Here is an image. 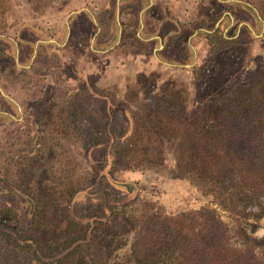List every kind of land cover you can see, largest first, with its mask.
<instances>
[{"label": "trees", "instance_id": "obj_1", "mask_svg": "<svg viewBox=\"0 0 264 264\" xmlns=\"http://www.w3.org/2000/svg\"><path fill=\"white\" fill-rule=\"evenodd\" d=\"M23 1L37 12L69 2ZM250 1L228 5L244 7L256 23L262 21L264 12L259 17ZM10 6L0 0L2 37ZM141 8L133 12L132 36H126L129 25L121 23L116 47L129 51L127 41L133 40L130 52H135L136 43L145 42L136 33ZM168 12L164 6L155 23ZM88 17L94 31L106 24ZM203 17V22L175 21L179 32L163 49L172 55L168 45L179 37L177 49L193 62L187 37L193 29H207L192 39L194 47L203 42L209 52L191 70L197 95L192 108L180 91L134 99L131 105L132 99H112L88 78L61 98L27 102L23 122L0 138V264H264V236L255 234L264 218V69L245 71L250 54L245 48L252 42L247 23L240 25L227 13L214 28L218 17ZM118 29L114 21L105 46L114 44ZM0 119L6 123L11 117ZM62 140L80 143L90 173L71 166L78 153L63 147ZM168 153L171 172L189 181L204 204L167 213L139 198L137 181L115 178L121 169L159 172Z\"/></svg>", "mask_w": 264, "mask_h": 264}, {"label": "rangeland", "instance_id": "obj_2", "mask_svg": "<svg viewBox=\"0 0 264 264\" xmlns=\"http://www.w3.org/2000/svg\"><path fill=\"white\" fill-rule=\"evenodd\" d=\"M8 1L11 6L7 27L2 34L5 37L0 36V117L9 115L11 119L6 120V123L0 119V138L13 126L23 122V108L31 99H49L51 95L61 98L67 89L82 87L87 78L97 88L114 97L112 99H132L128 101L131 105L136 103L134 99L162 98L167 91H180L189 108H192L197 101V95L192 87L191 70L209 53L203 42L196 45V60L190 62L180 51V47H176L179 37L171 39L172 44L168 46L172 55L167 56L178 59L180 64L158 61L153 54V47L156 45L153 41L137 42L134 46L135 52H130L133 40L127 41L129 51L116 47L117 44L105 52L102 50L108 46H97V49L96 46L92 47L91 41L96 34L101 41L109 37L114 21L120 25H129L132 32L128 31L126 36H132L135 31L132 26L135 23L133 12L139 9V5L142 10L150 2L153 3L152 11L141 18L139 15L138 22L146 19L153 25V18L162 15L161 11L166 6L168 11L177 14V20L182 23L195 18V14L224 18L227 13L231 18L240 19V25L247 23L251 29L252 42L251 46L247 45L245 48L246 52H250L244 61L245 71L250 72L257 66L264 69V51L261 48L264 19L257 24L254 16L248 15L244 7L231 8L228 5L229 0H222L220 3L216 0H69L63 8H58L57 4L43 12L33 10L23 0ZM251 1L257 4L255 8L260 17L259 11L264 12V0ZM114 5L115 16L111 18ZM84 10L87 13L82 15ZM97 12L99 14H95ZM89 14L93 15L97 25L96 18L106 24H102L99 31L98 27L94 31L89 22ZM164 23L161 22L158 29L162 35L172 28ZM232 25L229 23L227 28ZM136 31L138 34L139 29ZM12 40L14 44L11 43ZM49 42L53 44L50 49L47 45ZM146 45L150 47L149 51ZM58 64L61 67L52 70ZM62 73L64 77H60ZM53 81L57 82V86L51 88ZM61 142L71 153H78L76 164L71 166H76L79 172L88 171L87 160L78 152L80 143L72 140ZM165 165L159 172L141 173L139 170L121 169L114 172V175L118 180L137 181L139 198L160 204L167 213L197 208L206 202L189 181L178 179L171 172V153H168ZM88 172H91L90 169ZM255 234L264 236V218L259 221Z\"/></svg>", "mask_w": 264, "mask_h": 264}, {"label": "crops", "instance_id": "obj_3", "mask_svg": "<svg viewBox=\"0 0 264 264\" xmlns=\"http://www.w3.org/2000/svg\"><path fill=\"white\" fill-rule=\"evenodd\" d=\"M152 4L153 3L150 2L148 5H145L143 7V9H142L143 11L142 10L139 11L140 18L141 17H144L145 15H148L150 13L149 12V9L152 7ZM168 13H169V15H165L161 19L157 20L158 21L157 24L155 23V20L153 19V25H152L153 28H151V29L149 28L150 25H148V21H146V19H144L143 22L140 19V27H139V33H138L139 38H141L142 40H145V41H154L155 42L156 45L153 47L154 57L158 61H160L161 63H167V64H169V63L165 59H168V60H170V59L163 52V49L166 48V44H167V41L169 40V38L172 35H174V34H176V33L179 32V30L177 28V25L175 23V21H178L177 18H176V17H178L177 14H173L171 11H169ZM200 17H203V16H197L195 14V18L190 19L188 22H195ZM222 19H223V16H221L218 19H216V21H215V27L214 28H216L222 22ZM163 21L164 22L168 21L170 23L172 22L173 27L171 29H169V30L167 29V31L162 35L158 29H159V27H161V24L160 23L163 22ZM203 21H205V19H202L201 22H203ZM232 21L233 20H231L230 23L233 24ZM179 23H182V22H179ZM185 23H187V22L185 21ZM118 25H119L118 38L116 39V41L114 42L113 45L108 46L105 50H102V52H105L108 49H111V48L115 47V45L120 42L121 25L119 23H118ZM99 29H100V27H98V31H99ZM204 30H207V29H205L203 27H198L196 29H193L192 32H191V34H189L188 37H187V41H188L189 45L191 46L192 50L194 51V59L195 60H196V57H197V49H196V47H194L192 45V39L198 33H200L201 31H204ZM146 32H148V34H149L148 37H144V36H146ZM107 43H108L107 40L106 41L99 40L97 34L95 35V37H93V40L91 41L92 47L96 46V49H97V46H102V45L105 46V45H107ZM33 52H35V50Z\"/></svg>", "mask_w": 264, "mask_h": 264}]
</instances>
